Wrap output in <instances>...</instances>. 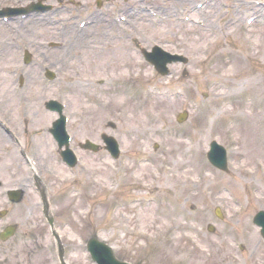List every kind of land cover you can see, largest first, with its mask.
<instances>
[{
  "label": "rangeland",
  "instance_id": "1",
  "mask_svg": "<svg viewBox=\"0 0 264 264\" xmlns=\"http://www.w3.org/2000/svg\"><path fill=\"white\" fill-rule=\"evenodd\" d=\"M27 1L35 0H0V3L17 6L25 4ZM44 1L50 5L57 4V0ZM58 1L64 3L65 6L62 7L57 16L47 18L48 20H60L57 24L59 26L51 25L52 23L47 24H50L53 29L60 30V32L54 33L49 30L52 28L46 25L45 39L63 42L65 39L75 36V40H80V33L76 30L74 21L76 17L82 15L85 9L90 8V6L95 7V0ZM196 1L188 0V3L191 4ZM237 1L240 2L239 6L243 13V15L240 13L241 24H249L246 22V17L253 15L251 30H246L245 27L243 30L239 27L233 31L224 25L219 18L218 21L222 29H217V26H214L217 21L213 17V21L206 20L209 31H204L193 23L183 24L179 19L178 21L175 20L173 16H171V20H167L165 15L158 13L151 15L142 11L141 13L145 14L143 17L148 20L141 18L135 21L133 19L130 27L126 26L124 29L126 30L124 34L128 35L125 38L129 41L110 42L105 38L100 39L99 33H97L92 39L91 46L86 43H76L72 47L67 65L59 64V60H56V51L46 52L47 54L39 53L41 47H38V43L37 46H34V43L37 40H42L40 37L30 38L29 44L24 46L22 41L25 38L19 41L15 36L9 35L12 34L9 30L0 32V43L6 41L5 45L7 46L0 60V116L7 118L12 128L20 135L27 136L30 132L41 147V155L37 156L36 166H30L27 169L24 160L12 148L7 138L5 139L6 134L2 131L4 138H0V186L6 188L15 185L16 188L23 189L21 206H28L27 208L39 212L40 216L42 202L37 197L36 192L25 189L21 185L22 182H29L33 180V177H37L36 174L33 175L32 169L33 171L39 169L38 171L42 176L39 178H45V182L52 188L51 190L46 187L45 192L48 201L55 199V202H62L59 210H62L60 213L63 214L56 211V207L53 210H55L56 224L61 227L59 237L66 251L70 250L65 255L67 257L66 263L96 264L86 250V240L93 235L98 240L107 242L117 258L131 264H212V262L207 261L209 255H215L212 258L215 260V264H222L223 260L232 263L235 261L237 264H254L255 257L251 260L250 256L240 254L234 259L226 254L228 248H226L223 240L226 235L225 229L222 227L226 224L224 221H220L213 212L214 207L221 203L223 205V211H221L223 217L232 215L236 209L234 204L236 200H243L245 203L248 201L246 212L234 216H238L237 219L240 222H245L244 225H249L246 224L249 217L256 210L264 209V177L261 174H264V166L260 164H264V142L257 143H261L260 153L254 151L252 154L251 148L250 154L244 147L236 150L237 152L234 154L231 149L232 144L235 147L236 145L230 124L240 123L243 126H250V121L254 122L258 127L257 131L260 130L261 132L258 134L259 139L264 130L262 125L260 126V122L256 121L257 119H264V52L252 53L250 50L252 43H261L260 47L263 46L264 20L260 21L261 18L258 17L261 13L258 12L260 7H257V0ZM162 2L166 3V0H146L143 1L142 7ZM230 2L234 3L236 0H230ZM89 3L91 5L88 6ZM102 4L107 7L113 6L111 12L116 13V5L117 7L120 6L121 0H107L103 1ZM200 13L201 10L192 17L196 19ZM256 17L258 19H255ZM69 19L73 22H70ZM102 24L100 23V26ZM108 29L111 28L107 27L105 30ZM205 42L206 45H204ZM135 43H140L139 46L145 49L150 48L153 44H158L168 50L181 52L188 57V64L185 66L172 64L169 68L175 71L173 75L160 78L154 73L147 61L132 53L131 46H134ZM106 44L109 48L104 47ZM24 49L33 51V58L35 57L34 59L38 60L39 63L33 64L35 66L29 65L26 69L20 66L23 72L28 75V83L22 90V96L21 94L16 96L18 92L15 90L16 79L18 74L22 72L18 62ZM103 50L106 51L105 54L102 53ZM119 53L121 55L124 53L126 58L137 62L138 65L133 68L134 78H120L123 70L119 72L120 70L118 71L116 68V61H113L118 58ZM51 56L54 59L51 60ZM98 56H101L102 60H104V56L110 57V63L105 62L102 65L103 68L97 71L92 65L89 72L94 70L95 77L112 78L115 88H102L95 94L83 89L87 86V82L81 79L70 80L68 78L73 77L75 67L87 70L90 62L97 61ZM42 57L47 59V62H40L39 59ZM78 57L80 58L77 59ZM42 67L59 68L61 75H63L61 83L50 82L47 84L43 77L38 76ZM183 69L186 70L187 74L181 75ZM178 71L180 75H177L179 74ZM245 74L247 75L246 80H241L240 78ZM250 74L254 76L249 78ZM90 80L91 82L96 81L94 78H90ZM221 83L224 85L220 86ZM152 85H173L176 90L181 92V95L178 96L179 99L171 101L166 98H154V101L144 92V89L152 88ZM121 87H125L126 93L131 87L133 90L130 93H134V97L138 100L145 101V104H137L138 107H136L137 109L131 118L118 122L116 114L121 112V114L124 113L125 116H128V111L132 106H130L131 100L124 103V99L128 98V95H125ZM81 89L88 95L83 94ZM223 89L228 90V92L221 97L223 98L221 100L220 94ZM248 97L251 101L247 99ZM22 98L23 100H21ZM50 99L67 103L68 107L64 109V113L70 119L67 129L68 132L74 133L75 139L79 142L85 138L92 139L94 133H96L95 139L103 132L122 137V131L128 138L132 136V141L139 142V146L135 150H131L132 152H124L126 159H131V161L134 154L136 156L141 155V157L136 158V161L140 159L138 161L139 167L135 168L134 164L129 166L131 169H126V177L116 186V183L111 182V177L118 175L117 161L114 162L109 159L101 149L93 154L91 151L83 149L81 150V159L83 158L84 161L93 166H89L90 169L86 171V168L83 167L85 164L79 162L74 166L72 174L74 178L71 177V174L62 165L58 151H55L56 143L49 132L52 122L58 118L57 114L52 109H48L50 113H53V116H48L46 119L43 118L44 113L41 111L48 112L45 109V104ZM91 100L94 101V104L86 107ZM225 100L228 108L222 112L219 110L220 107L215 106L225 102ZM16 101L17 104L23 102V115L15 113ZM184 109L188 110V120L182 124H177L175 117ZM250 111H254L252 112L255 115V117L253 116L254 119L249 116ZM71 113L74 116H71ZM91 115L94 120L98 121L90 122L89 126L82 116L88 118ZM26 116L29 118L28 122L24 119ZM15 117L18 125L12 124V119ZM111 123H115V127L117 125L116 130L109 128L110 126L107 124ZM168 124H170L169 129L167 128ZM162 126L166 127L162 129ZM212 139H216L222 145L227 146L228 173L216 171L205 162L207 144ZM25 142V149L27 150L28 144L27 141ZM154 143L158 144L155 149L153 148ZM4 147L6 151L3 150ZM243 162H247V165ZM11 163L15 167L10 166ZM142 164L148 166L144 173L141 170ZM201 164L205 165L203 169H201ZM169 166L171 167L170 170L167 168ZM127 167L126 163L122 172ZM12 168L15 172L14 170L11 171ZM246 168L252 172L257 170V173L250 174L247 171L244 173L243 170ZM21 172H24V175L20 176ZM198 177L200 178L197 180ZM186 179L189 182H184ZM43 184L45 185L44 181ZM180 184L187 188H183ZM70 185H77L83 189V197L88 199V204L92 207V211L94 210V217L88 215L85 219L79 220L76 218V214L75 216L70 214L71 208L69 206L73 205V202L82 200V193L69 200L65 197V195H70L66 191ZM115 186L119 188V193H116ZM248 186L251 190L258 188L260 195L251 196L248 193ZM76 191L81 192L78 189ZM197 191L198 193H196ZM232 191L236 195L234 198L231 197ZM135 192L155 193L165 197L173 196L172 194L175 193V197L173 196L171 203L168 201L155 202L154 200L148 205L144 200H140L138 207L134 208V212H138L139 217L133 219H131L132 214L123 213L124 208L128 207L127 205L120 208L116 216L110 218L107 214V212L110 213L109 206L111 205V210H115V202L112 200H120L123 194H135ZM131 199L133 200V197L126 200L133 202ZM200 200L201 205H205V207L201 208V212L198 213L200 208L196 206L197 210L192 205H197ZM176 203L182 207L181 212H178L177 215L174 210L180 208H175ZM111 212L113 213V211ZM201 217L203 218L202 222ZM61 218L69 219L70 225L61 223ZM208 222L215 226L213 231L208 229ZM201 223H204L205 226L204 234L214 238L215 246L210 243L209 245L212 247L208 246L214 250L215 254L213 255L208 248H203L201 253V234L199 233ZM44 226L40 227V230L48 229L47 225L44 224ZM229 227L232 228V231L233 229L238 231L245 239L257 240L258 234L255 231L253 234L247 233V230L234 227L233 222L230 223ZM226 230L230 231L227 226ZM49 238L51 239L47 233L40 238L41 241L38 238L35 242V248L30 249L31 254L26 252L27 258L23 260V263L19 260L22 259L21 252L25 242H20L15 236L11 243H0V262L3 264H54L51 262L52 256L48 250L46 251ZM53 240L51 239L52 244ZM219 242H221V247L216 246ZM206 244L208 245V243ZM15 245L16 253L13 252ZM28 245L29 248L30 244ZM40 246H43L45 250L43 251ZM259 251L260 253L258 252L257 255L260 260L257 261L264 264V260H262L264 247L261 246Z\"/></svg>",
  "mask_w": 264,
  "mask_h": 264
},
{
  "label": "bare ground",
  "instance_id": "2",
  "mask_svg": "<svg viewBox=\"0 0 264 264\" xmlns=\"http://www.w3.org/2000/svg\"><path fill=\"white\" fill-rule=\"evenodd\" d=\"M260 3H261V5H263L264 4V0H260ZM233 4L239 5L240 2L238 3V1L236 0V3L234 2ZM258 12L261 13V15L263 14V16H261V15L258 16L259 18H261L260 21L261 20H264V7L261 6L258 9ZM251 16L252 15H249L248 18L251 19L252 18ZM121 17L123 18V16H121ZM126 19H128V17ZM235 19H236V16L234 15V18H232V20H230V22L232 23L231 25L233 27L239 28V26L234 23V20ZM146 20H148V19L146 18ZM212 23H214V22H212ZM251 24H252V20H250L249 24H246V26H244L246 28V30H248V29L251 30V28H250ZM214 26H217V29H222L221 28L222 26L218 23V21H217V23ZM206 31H209V28ZM52 42L59 43V42H56L54 40H52ZM206 42L204 43V45H206ZM260 44L261 43H252L250 45V50L252 51V53L253 52H264V43L262 44L263 45L262 47H260ZM71 49H70L69 54L71 53ZM159 49H160L159 51L153 50V54H152L151 58L148 57V59L150 61H154V60L157 61L158 56L160 54H162V51L164 50V47L159 45ZM119 55L121 56L120 53H119ZM79 58L80 57H78L77 59H79ZM127 59L126 58H118L117 63H116L117 70L118 71L120 70L119 72H121L123 70V72H121V76H120V78H122V79H132V76H133V68H134V66H137L138 65L137 62H135L133 59H128V60ZM67 60H66V64L65 65L68 64ZM182 61L184 62V59H182ZM96 62L99 63V65H101V66L104 64L103 61H96ZM178 64L181 65V66H184L185 64H188V61H186L185 64H183V65H182V63H178ZM75 68H76V71H77V73H76V75H77L76 78L77 79H81V80H83L85 82H88V83L91 81L90 80V77H89V75L93 74V73H90L91 71L89 72V68H91V64L88 65V69L87 70H83L82 68L79 69L78 67H75ZM165 70H170L171 71V73H169L167 75V77L173 75V73L175 72L172 69H170L168 65L165 66ZM86 74H88V75H86ZM185 74H187V73H185ZM177 75H180V72ZM60 76L61 77H60V79L58 81L59 83H61V80L63 78V75H60ZM253 76H254L253 74H250L249 75V78H252ZM246 77H247V75L245 74L240 79L241 80H246ZM91 78H95V77H91ZM116 80H118V79H116ZM242 84L244 86H246L243 82H242ZM113 85H114V83L112 85H109V87L111 88V87H113ZM106 87L107 86H103L101 88H106ZM165 87L168 88V89H175L174 88L175 86H173V85H170V86L167 85ZM114 88L115 87H113V89ZM121 88H122V91L125 93V95H127V93L124 91L125 90V87H121ZM158 88L159 87H157V89ZM83 89L90 91V89H92V87L91 86H86ZM84 90H82L83 91L82 93L83 94H87V92L85 93ZM221 91H223L220 94L221 96H223L225 93L228 92V90H225V89H223ZM162 92L164 94H166V95H170V94L173 93V91H170L169 92V91H166L164 88H162L161 90L158 91V93H155L154 91H151V94L148 97H150V99H153V98H166V97H168V98H170V99H168L169 101H171V99H174V98L175 99H179L176 94L174 96H170L169 97V96H165V95L160 94ZM129 98H130V94H129ZM128 100H129L128 98H125L124 99V103H127ZM154 101H152V102H154ZM136 103H139L140 105H143V104H145V101H140V102L137 101ZM46 104H47V101H46ZM221 105H223V103H221ZM67 107H68V105L66 103L65 104V109ZM86 107H89V106L87 105ZM227 108L228 107H226V106L224 107L223 106V109L221 111L223 112V110H225ZM41 111L44 113L43 118H46L47 119L48 116H50V117L53 116V113H50L49 110H48V112L47 111H44V110H41ZM135 111H136V108L135 107H131L130 111H128V116H125V115H123L121 113L120 114L117 113L116 114V117L118 119V122L125 121L126 118H131V116L134 114ZM252 112H254V111H250L249 112V116L253 118V116L255 117V115ZM70 115L71 116H74L73 113H71ZM83 118H84L85 121L86 120L87 121H93L94 120L93 117H89V118L86 119L85 116H83ZM157 118L159 119V117H157ZM95 121H97V120H95ZM256 121H259L260 122V126L262 125V127L264 129V119H262V120L261 119H257ZM68 123H70V119L68 120L67 124ZM251 123H252V121H250V123H249L250 126H243L240 123H237V124L232 123L231 124L230 127L233 129V133H234L233 134V140L235 141L236 145L239 143L238 146H236V147L235 146H232V148H231L232 149V152L234 154L237 152L236 150H240V149H242L244 147L247 149V152L248 153H250L251 148H252V150H251V153L252 154H254V151L260 153V144L262 142H264V130L262 132V135H260V139H259L258 134L261 133L260 130L258 132L257 131V129H258L257 125L254 122L252 124ZM168 127H170V124H168L167 128ZM121 136H122L121 137V140H120L121 142L119 140H116L115 138L111 140V145L112 146H116V147L117 146H120V149L122 151V156L120 157L119 161L116 163V166H117V169H118V178L115 176L111 180V182H113L114 184L115 183L117 184L118 182H121V180L126 177V169H131V168H129V166H132L134 164V167L135 168H138L139 167L138 164L135 163V162H138L140 159L138 161H136L135 159H132V161H131V159L128 160V159H126V153L124 152V151H127V147H128L126 141H128L131 144V145H129L131 149H136V147L138 145V142L132 141V138H133L132 136H129V138H128L126 136L125 132H122L121 131ZM0 138L1 139L4 138V135L1 132H0ZM122 138L123 139L125 138V139L123 140ZM126 138H128V139H126ZM67 141L72 146L71 149L72 150H75L76 149V146H75V136L73 135V137L71 139H67ZM57 142H59V140H57ZM259 142H261V143L260 144H257ZM73 147H75V149ZM31 150L32 151H36V153H37V149L35 148V146H33ZM76 152L79 154L80 153L79 149H78V151L76 149ZM139 156L141 157V155H139ZM35 158H36L35 156L32 157V162L30 163L31 166H33L34 164H36ZM126 163H127L128 167L125 168V170L122 172V168H123V166L125 167V164ZM220 163H223L224 164V160L221 159L220 160ZM243 163H246V165H247V162H243ZM248 163H249V159H248ZM260 164L262 166H264L263 163H260ZM89 166H93V165L92 164L89 165L87 163L83 167H85L86 168V171H87V170L90 169ZM203 166H205V165L204 164H201V169H203ZM146 167L148 168V166L145 165V164H142L141 165V170H142L143 173L147 169ZM72 168L74 170V167H72ZM167 168H169V170L171 169L170 166L167 167ZM246 171L248 173H250V174L257 173V170H256V172L255 171L252 172L249 168H246V169L243 170L244 173ZM261 174L263 175L262 177H264V174L263 173H261ZM202 175H203V173H202ZM71 177L74 178L73 175H71ZM175 177H177V176H175ZM200 177H198L197 180ZM185 181H188L189 182L188 179L184 180V182ZM45 185L52 190L51 186L47 182H45ZM180 185H182V184H180ZM182 187L183 188H187V187H184V185H182ZM115 188H116V186H115ZM247 188L249 189V186ZM66 189H67L66 190L67 191V194H70L68 196L65 195V197L68 200L71 199V198H73V197H75L77 194H81L82 193L81 194L82 195V200L81 201L79 200V201L73 202V205H70L69 204L70 205L69 207L71 208L70 209V211H71L70 214L72 216H75V214H76V218H78L79 220L85 219L88 215H90V217L91 216L94 217V210L92 211V207L90 206V204H88V199H86V197L85 198L83 197V195H84L83 192H82L83 189L80 186H77V185H70V187H68ZM77 189L80 190L81 192L78 193V191H76ZM6 190H7V194H6ZM115 190H117L116 193H119L120 192V190H119L118 187ZM20 192H23V189H20ZM213 192H214V190H213ZM242 193H243V191H242ZM248 193L251 196H254V197L256 196L257 197V195H260V190L258 188H255L254 190L249 189L248 190ZM37 197H42V195L41 194H39V195L37 194ZM131 197H133V200L131 199L133 202H130V200H126L127 198H131ZM157 197L162 198V200L164 198L162 195L155 194V193H146V194L143 193L142 194L141 192H135V194H127V195H124L123 194L122 195V198H120V200H117V199H113L112 200V202H115L114 203V206H115L114 209L115 210H111V205L109 206L108 210L110 209L111 211H113V213L110 210H109L110 213H108L107 210H106V212H107V214L109 215L110 218H113L114 216L117 215V212L119 211L120 208H123V207H125V205H127L128 207H125L124 208V212L123 213L124 214H128V215H131L132 214L131 215V219H133L134 217H139L138 212H136V213L134 212V208H136V206L138 207V205L140 204V200H144L147 203V205H148L151 202H153L154 200H155V202H160V200L156 201L157 200L156 199ZM231 197H233V198L236 197V195L234 194L233 191H232ZM166 201H167V199H166ZM237 201L238 202L240 201L239 204H241V205H243V203H245L243 200H237ZM161 202H163V201H161ZM61 203L62 202H55V199H53L52 201H49L48 202V205L43 210V212H42V218L40 219L39 216H38V214L35 211H33V210H26L25 208L21 207L19 204H17L15 202V195H14L13 191H11L10 189L4 188V187H0V216L3 215V213H4V209L3 208H5V207L8 206L9 207V212L11 213V215L15 219L25 221V229L24 230H20L19 228H17L16 224L10 222L12 220H5L6 223H7V228L0 233V234H2L1 235V238H0V243H3V239H4V237L6 235L13 236L15 234L17 236V238H18V236L20 234L21 235V241L25 242L24 243V249H23V251L21 250L22 251L21 252V258L22 259L19 260V261H22V263H23V260H25L27 258V253L26 252H28L29 254H31L30 249L33 248V247H35V242L37 241V239L39 238V240H40V238H42L47 233L48 235H50L51 239L52 240L54 239V240H53V244H52L51 239L50 238L48 239V243H47V246H46V251L48 250V253L52 256V258L55 257V258L58 259V262H57L58 264H68V263H66V258L67 257H65V255L70 250L69 251H66V249L63 246L64 245L63 242L57 238V234L60 233L61 227L56 224V215L54 214V211L55 210H53L56 207V211H58L59 213H60V211L62 212V210H59V208L61 207ZM246 204H248V201H246ZM197 205H198V207H200L199 204H197ZM201 206L205 207V205H201ZM175 208H180V209L174 210L175 214L177 215L178 212H181L182 207L178 203H176ZM214 210L218 214H220V210L218 209L217 205H216V207H214ZM242 212L245 213L246 212L245 209H243L242 211L234 210V214L242 213ZM60 214H63V213H60ZM3 218L4 217L2 216L0 220H3ZM256 219L261 224L264 223V215H262L261 213H259V214L256 215ZM61 220H62L61 223L66 224V225H70L69 219H67V218H61ZM41 221L45 222V224L48 226V229H43V231H40L39 222H41ZM0 224H1V221H0ZM1 226H2V224L0 225V229H1ZM134 231H135V229H134ZM136 234H138V232H136ZM91 239L94 240L96 238L93 237V235L90 238L88 237V240H86V249H88L89 243H90V240ZM213 240L214 239L212 237L211 238L205 237V238H202L201 241L202 242L204 241V242L210 243V244H215V243H213ZM9 243H11V242H9ZM28 244H30V247L29 248H28V246H29ZM15 247H16V245L13 248V252L14 253H16ZM40 248H43V251L45 250V248L43 246H40ZM206 248H208L209 251L212 253L211 255H213L212 249L210 247H206ZM202 252H203V250H201V253ZM70 254H71V252H70ZM209 256H208V260L207 261L208 262H212V264H215V260L212 259L214 257V255L213 256H210V257ZM51 262H53L55 264V262L53 260H51Z\"/></svg>",
  "mask_w": 264,
  "mask_h": 264
},
{
  "label": "water",
  "instance_id": "3",
  "mask_svg": "<svg viewBox=\"0 0 264 264\" xmlns=\"http://www.w3.org/2000/svg\"><path fill=\"white\" fill-rule=\"evenodd\" d=\"M92 241H93V240H90V243H92ZM90 243H89V245H90Z\"/></svg>",
  "mask_w": 264,
  "mask_h": 264
}]
</instances>
